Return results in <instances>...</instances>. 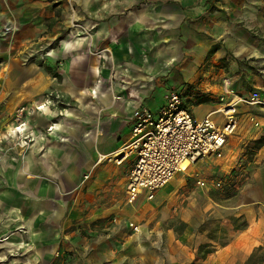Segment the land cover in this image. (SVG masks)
<instances>
[{"label": "crops", "instance_id": "1", "mask_svg": "<svg viewBox=\"0 0 264 264\" xmlns=\"http://www.w3.org/2000/svg\"><path fill=\"white\" fill-rule=\"evenodd\" d=\"M62 20L69 31L64 38ZM46 22L53 28L47 39H59L63 46L57 71L61 82L54 87L66 100L64 108L51 109L39 97L45 89L39 76L36 82H13L15 50L44 40ZM7 24L18 30L0 38V261L248 260L264 242V144L248 164L261 165L253 173L254 188L234 207L243 205L247 226H231L223 245H215L198 223L187 221L176 234L152 221L157 199L169 196L181 180L158 190L152 202L142 194L129 205L134 158L121 164L97 160L129 141L136 108L159 112L169 91L180 93L196 122L209 116L223 127L226 117L219 107L234 105V134L240 133V139L264 136V106L237 102L253 92L264 101V0H0V30ZM30 90L37 91L35 97ZM21 105L33 111L17 122ZM19 123H25V134L15 138L27 140L21 147L12 139ZM48 126L55 128L46 136ZM129 222L140 227L139 233H131ZM205 245L212 252L203 257L200 247Z\"/></svg>", "mask_w": 264, "mask_h": 264}, {"label": "rangeland", "instance_id": "2", "mask_svg": "<svg viewBox=\"0 0 264 264\" xmlns=\"http://www.w3.org/2000/svg\"><path fill=\"white\" fill-rule=\"evenodd\" d=\"M47 22L44 27V40L38 41L34 39V41L19 47V50L22 52H18V49L15 50L18 60L14 63L13 82H21L26 78L30 82H36L37 76H39V82L42 81L45 87L44 91L39 93V97L44 101H48V106L51 109L52 107L64 108L66 100L62 96L61 91L58 90L59 88H56V86L54 87V85L60 84L61 82V77L57 74V71L61 66L60 64L64 56L62 54L63 46L59 45V39L54 41L51 37L50 40L47 39V35L52 33L53 29L51 26H48ZM5 27H10L11 32L5 34L3 31ZM67 27V24L63 23L62 20L59 26L61 33L60 38L67 36L69 32ZM17 30L18 27L14 25H3L0 30V38H10ZM36 92V90H30V96L35 97ZM237 102L249 105L240 100ZM22 107H24L25 110L20 114L19 110ZM39 107H42V105ZM29 108L30 110L21 105L17 108L15 113L18 116H22L29 111L30 114L33 109H31L32 107ZM219 108L224 110L227 108H234V105L231 106L222 103ZM48 117L51 122L55 119L52 115ZM20 119H18L17 122H20ZM254 124V126L258 125V123ZM49 129L51 130V126L50 128L49 126L46 128V136H49L51 133ZM8 135L11 137L10 134ZM232 136L229 141L226 142L222 158L207 157L198 161L195 165H191L192 168L187 170L184 174H176L167 185L176 178L181 180L178 187L174 188L169 196H163L160 200L157 199V205L154 207L157 214L152 221L159 223L162 227L171 228L176 234L181 233L188 225V222L193 224L198 223L199 228L207 232L214 240L215 245L227 243L228 230L231 226L234 229H242L247 226L241 214L243 205H240L239 208L234 207L240 204V200L246 190H252L254 188L253 173L256 168L261 165L248 164L254 160L257 150L256 144L260 141L264 144V136H258L259 138L257 137L254 139L257 133H252L248 138L245 137L240 139V133L234 134V132ZM12 139L20 146L18 144L19 140H17L15 136H13ZM23 139L27 144L26 138L24 137ZM226 150L231 151L227 154ZM84 181L85 180L80 182L78 186L79 190H81L82 187L84 189ZM198 181H201V183L198 184ZM216 182H220L222 186L220 188L215 187L214 183ZM154 200H156L155 197L151 202ZM136 202L129 204L126 200V203L129 205H135ZM166 217L167 220H164ZM127 224L131 233H134L131 224L138 227L140 231L138 225L131 222ZM151 224H153V222H151ZM259 247H264V242ZM208 250H211V248H203L200 255L205 257V252ZM6 261L7 260L4 259L0 261V264H6ZM246 262L244 264H246Z\"/></svg>", "mask_w": 264, "mask_h": 264}, {"label": "built area", "instance_id": "3", "mask_svg": "<svg viewBox=\"0 0 264 264\" xmlns=\"http://www.w3.org/2000/svg\"><path fill=\"white\" fill-rule=\"evenodd\" d=\"M3 31L8 34L11 28L5 27ZM240 101L249 105L264 106L258 92H253L249 98ZM230 109L233 108L220 109L226 117L223 127L217 126L209 116L196 122L183 105L180 93L169 91L164 96V104L159 112L153 113L143 106L136 108L131 115L132 131L129 141L111 155H99L97 163L113 161L121 164L133 157L134 164L126 190L127 202L133 204L142 194L152 200L155 193L167 185L176 174L186 172L191 165L207 157L222 158L227 139L235 129L232 115L227 114ZM24 110L22 107L19 113ZM20 118L21 115L17 117ZM24 125L25 123H20L18 127ZM23 142L26 144L24 139ZM184 161L190 164L186 171L181 170ZM87 178L88 175L84 180ZM200 183L201 181H198V184ZM214 185L217 188L222 186L220 182ZM131 227L134 233H139L138 227L133 224Z\"/></svg>", "mask_w": 264, "mask_h": 264}, {"label": "trees", "instance_id": "4", "mask_svg": "<svg viewBox=\"0 0 264 264\" xmlns=\"http://www.w3.org/2000/svg\"><path fill=\"white\" fill-rule=\"evenodd\" d=\"M262 144L263 143L261 141L258 142L256 144V149H259ZM203 248H208V246H201L200 253L202 252ZM210 252H212V250H208L207 252H205V254L207 255ZM246 264H264V247H258L256 250H254L248 258Z\"/></svg>", "mask_w": 264, "mask_h": 264}, {"label": "bare ground", "instance_id": "5", "mask_svg": "<svg viewBox=\"0 0 264 264\" xmlns=\"http://www.w3.org/2000/svg\"><path fill=\"white\" fill-rule=\"evenodd\" d=\"M66 44V43H65ZM40 109H42V110H45V112L46 111H48V109H44V106H42V107H40ZM234 113V110L233 109H230V111L227 113V114H229V115H232ZM55 128V127H54ZM53 126H51V130L50 131H52L53 129ZM24 132H25V128L24 127H18V126H16V127H14L13 128V130H12V135L13 136H16L17 138H22L23 137V135H24ZM52 137V136H51ZM21 140V139H20ZM19 140V143L21 144V145H24L25 143L23 142V140L22 141H20ZM190 164H189V162L188 161H184L182 164H181V170H183V171H186V169H187V167L189 166Z\"/></svg>", "mask_w": 264, "mask_h": 264}]
</instances>
